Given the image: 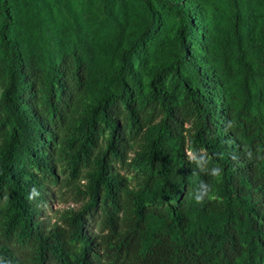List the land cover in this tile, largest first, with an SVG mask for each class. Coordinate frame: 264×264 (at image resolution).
I'll use <instances>...</instances> for the list:
<instances>
[{
    "label": "trees",
    "instance_id": "trees-1",
    "mask_svg": "<svg viewBox=\"0 0 264 264\" xmlns=\"http://www.w3.org/2000/svg\"><path fill=\"white\" fill-rule=\"evenodd\" d=\"M51 1L0 0V264H264V0Z\"/></svg>",
    "mask_w": 264,
    "mask_h": 264
},
{
    "label": "rangeland",
    "instance_id": "rangeland-1",
    "mask_svg": "<svg viewBox=\"0 0 264 264\" xmlns=\"http://www.w3.org/2000/svg\"><path fill=\"white\" fill-rule=\"evenodd\" d=\"M103 0H53L51 1L52 15L55 21L61 26H68L74 23L82 25H90L91 23L98 22L104 19ZM43 12H40L42 18ZM131 185H137L142 178L141 169H130L123 172ZM56 190V187H53ZM65 189H62L64 192ZM56 192L54 199L49 202V206L45 210V214L50 220H53V210L62 209L66 207L77 208L80 202L73 201L72 193L67 191L65 193ZM63 199L62 201H59Z\"/></svg>",
    "mask_w": 264,
    "mask_h": 264
},
{
    "label": "clouds",
    "instance_id": "clouds-1",
    "mask_svg": "<svg viewBox=\"0 0 264 264\" xmlns=\"http://www.w3.org/2000/svg\"><path fill=\"white\" fill-rule=\"evenodd\" d=\"M219 173H220V169L214 170V175H218ZM29 198L31 199V197H29ZM195 200H196L197 203H202L203 202L202 198H200V197H197Z\"/></svg>",
    "mask_w": 264,
    "mask_h": 264
}]
</instances>
